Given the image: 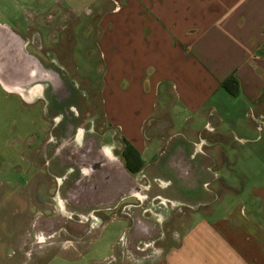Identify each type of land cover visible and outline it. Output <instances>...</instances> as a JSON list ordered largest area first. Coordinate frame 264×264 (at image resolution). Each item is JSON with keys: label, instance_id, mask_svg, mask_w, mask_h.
Returning <instances> with one entry per match:
<instances>
[{"label": "crops", "instance_id": "obj_1", "mask_svg": "<svg viewBox=\"0 0 264 264\" xmlns=\"http://www.w3.org/2000/svg\"><path fill=\"white\" fill-rule=\"evenodd\" d=\"M103 2L94 43L101 111L122 147L127 143L138 152L146 184L98 211L97 226L111 209L129 221L124 205L138 193L150 194L159 204L193 208L191 223L159 264H264V0ZM230 75L238 81L235 96L222 86ZM9 101L23 108L18 96ZM49 160L20 158L10 165L22 167V178L29 166L35 175L50 166L55 181L56 175L65 180ZM39 194L20 196L27 214L37 209ZM62 196L56 189L47 197L66 214ZM193 198L195 204L186 201ZM44 203L45 211L57 210ZM79 212L87 217L73 221L72 229L97 227L90 222L95 211ZM35 220L26 223L17 243L25 255L31 246L71 243L38 236ZM121 245L131 250L137 244L129 237Z\"/></svg>", "mask_w": 264, "mask_h": 264}, {"label": "rangeland", "instance_id": "obj_2", "mask_svg": "<svg viewBox=\"0 0 264 264\" xmlns=\"http://www.w3.org/2000/svg\"><path fill=\"white\" fill-rule=\"evenodd\" d=\"M105 7L103 0H0V24L20 32L28 42L27 51L42 65L61 70L74 85L68 108L78 133H90L110 155L123 158L121 142L104 121L99 95L101 70L94 43L96 20ZM41 84L37 85V93H31L32 88L5 92L0 86V264H159L166 250L191 223L193 208L170 202L159 204L160 199L138 193V198L132 196L133 202L124 205L122 213L130 217L129 221L111 209L103 212L102 225L97 226L100 220L94 217L100 218V213L95 211L90 222L96 228L72 229L73 221L87 215L77 213V209L71 212L69 206H64L63 210H68L65 214L47 197L56 189L64 196L65 180L56 175L55 181L50 166L43 165L47 168L40 175H35L29 166L26 182H22V167L10 165V161L20 158L36 159L43 164L45 160L54 161L52 157L60 142L53 126L61 118L57 109L60 103L53 101ZM12 95L21 99L23 108L12 105ZM140 170L135 172L136 179L144 185L146 177ZM152 188L157 190L154 184ZM34 193H40L42 201L37 200L35 212L27 214L25 200L20 196L29 194L32 198ZM9 195L11 199L7 200ZM43 200L55 204L57 210L45 211ZM196 200L186 199L192 204ZM3 202L7 206L2 207ZM32 204L29 201L27 206ZM33 217L39 223L38 236L54 235L59 240L70 239L71 243L66 241L60 247L59 242H53L41 249L31 246L25 255L17 243ZM136 217L141 223L135 224ZM129 237L137 244L131 250L121 245ZM118 239L121 241L117 242Z\"/></svg>", "mask_w": 264, "mask_h": 264}, {"label": "flooded vegetation", "instance_id": "obj_3", "mask_svg": "<svg viewBox=\"0 0 264 264\" xmlns=\"http://www.w3.org/2000/svg\"><path fill=\"white\" fill-rule=\"evenodd\" d=\"M22 40L24 51L31 54L25 49L28 42L23 36ZM42 66L48 70L45 71L47 75L54 78H47L46 74L36 69L29 71V77L35 82L25 90L42 83L51 99L60 103L57 109L58 113H61V118L53 126L60 143L52 159L58 164L59 171L65 173L63 194L67 205L86 212L102 211L105 207L113 206L120 196L126 198L139 189L141 191L134 173L125 166L124 158L119 155H108L105 146L90 133L87 134L85 131L78 133L76 120L68 108L74 85L68 82L61 70L44 64ZM17 79L9 80L18 81ZM138 223H141V220L136 217L135 224Z\"/></svg>", "mask_w": 264, "mask_h": 264}, {"label": "water", "instance_id": "obj_4", "mask_svg": "<svg viewBox=\"0 0 264 264\" xmlns=\"http://www.w3.org/2000/svg\"><path fill=\"white\" fill-rule=\"evenodd\" d=\"M38 70L45 77L48 71L43 68L37 58L24 51L23 40L17 34L0 24V81L7 87L24 90L35 81L29 77V71ZM10 78H21L10 81ZM140 191V189H139Z\"/></svg>", "mask_w": 264, "mask_h": 264}, {"label": "trees", "instance_id": "obj_5", "mask_svg": "<svg viewBox=\"0 0 264 264\" xmlns=\"http://www.w3.org/2000/svg\"><path fill=\"white\" fill-rule=\"evenodd\" d=\"M222 86L232 96L237 95L239 92L238 81L234 75L227 77L222 83ZM122 154L124 158V164L127 169L133 173L141 169L143 166V161L141 160L138 152L130 144L125 143Z\"/></svg>", "mask_w": 264, "mask_h": 264}, {"label": "bare ground", "instance_id": "obj_6", "mask_svg": "<svg viewBox=\"0 0 264 264\" xmlns=\"http://www.w3.org/2000/svg\"><path fill=\"white\" fill-rule=\"evenodd\" d=\"M39 87V86H38ZM7 88H9V87H7ZM32 89H31V93H37L38 92V88H37V85H34L33 87H31Z\"/></svg>", "mask_w": 264, "mask_h": 264}]
</instances>
